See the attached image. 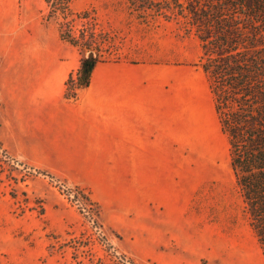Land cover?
<instances>
[{"label":"rangeland","instance_id":"obj_1","mask_svg":"<svg viewBox=\"0 0 264 264\" xmlns=\"http://www.w3.org/2000/svg\"><path fill=\"white\" fill-rule=\"evenodd\" d=\"M160 1L19 0L18 36L74 53L78 68L87 53L71 38L97 63L157 64L161 75L166 66L176 147L160 166L166 176L150 182L122 181L118 164L93 172L35 163L10 139L0 110V264H264L196 65L199 41L184 18L157 10ZM11 37L0 35V63ZM76 78L65 82L70 94Z\"/></svg>","mask_w":264,"mask_h":264},{"label":"crops","instance_id":"obj_2","mask_svg":"<svg viewBox=\"0 0 264 264\" xmlns=\"http://www.w3.org/2000/svg\"><path fill=\"white\" fill-rule=\"evenodd\" d=\"M18 7L19 0H0V35L12 33L0 63L1 121L13 143L35 163L93 172L118 164L122 181L166 176L160 166L176 147L167 67L161 75L157 64L97 63L89 85L68 98L65 82L78 68L74 53L65 56L68 50L29 32L18 36Z\"/></svg>","mask_w":264,"mask_h":264},{"label":"trees","instance_id":"obj_3","mask_svg":"<svg viewBox=\"0 0 264 264\" xmlns=\"http://www.w3.org/2000/svg\"><path fill=\"white\" fill-rule=\"evenodd\" d=\"M46 2L66 7L70 0ZM158 6L161 12L184 18L186 31L199 41L196 65L213 96L234 180L264 260V0H162ZM69 42L87 53L79 64L76 90L70 94L67 87L65 93L73 99L78 89L89 85L98 60L86 43L74 38Z\"/></svg>","mask_w":264,"mask_h":264},{"label":"water","instance_id":"obj_4","mask_svg":"<svg viewBox=\"0 0 264 264\" xmlns=\"http://www.w3.org/2000/svg\"><path fill=\"white\" fill-rule=\"evenodd\" d=\"M90 56H92V54H90Z\"/></svg>","mask_w":264,"mask_h":264}]
</instances>
